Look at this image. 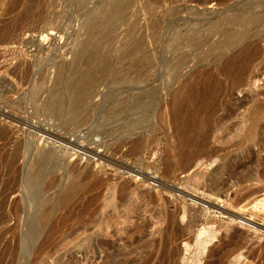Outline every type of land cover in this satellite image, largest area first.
<instances>
[{"label": "bare ground", "instance_id": "bare-ground-1", "mask_svg": "<svg viewBox=\"0 0 264 264\" xmlns=\"http://www.w3.org/2000/svg\"><path fill=\"white\" fill-rule=\"evenodd\" d=\"M176 1L178 0H142L147 7ZM196 1L203 2L195 0V3ZM231 1L233 0H208L209 3L215 2L220 7L228 5ZM244 2L242 7L238 6L240 2L237 3L236 6L240 9L237 8L234 13L229 14L226 11L227 15L224 12L223 18L209 17L210 20L204 18L205 24L198 23V31L206 35V38L203 36V44L208 45L205 56L209 58L208 61H212V67H207L202 72L192 68L183 74L182 65L185 62L178 61L180 64L176 66L174 63V67H171V80L174 81L170 82L175 88L171 86L168 89L167 100L158 101V89L147 85L148 75L144 74L148 67L145 61L149 59L144 50L147 41L143 35L135 38L133 25V29H128L129 35L124 32V35L130 37V40L126 39L129 42H126L127 46L123 47L121 53L127 64L116 70L114 82L135 74L134 80H127L136 86V93L114 100L106 107L107 116L111 119V134L107 131V135H111V168L130 177L129 181L111 186V199L108 200L111 208V264H235L231 259L238 262L241 257L247 259L249 264H264V199H261L264 197V160L258 157L260 152H264V93L257 99L249 95L252 92L249 88L247 91L243 90L249 80L256 78L254 64L260 59L264 49V0ZM130 3L131 0L111 2L112 28L116 29L123 22L125 24L124 13L132 4ZM15 7L10 6L6 13L13 14L17 9ZM145 10L147 11V8ZM22 15L24 13L16 17ZM156 20L150 23L152 31L149 32L154 41L159 40L160 36L156 30L159 26L157 21L160 20ZM169 21L173 22L172 19ZM194 23L190 24L192 28L196 26ZM166 27H169L168 23ZM172 30L171 33H174ZM114 31L113 29L111 33ZM178 31L180 32L181 28ZM183 34L182 37L186 39ZM175 35L174 37L178 34ZM180 37L176 40H182ZM214 37L218 38H215L217 41L210 43V39ZM159 38H162V35ZM171 39L168 41L171 42ZM97 41L96 37L94 43ZM178 42L176 47L179 50L183 46H178ZM160 43L161 41L159 46ZM201 43H198V46L196 44L198 50L200 46L204 47ZM186 44L190 43L184 42V45ZM146 48L149 47L146 45ZM187 49L193 51L195 47ZM79 52L69 64L58 66V77L41 108L42 113L56 118L64 128L85 125L91 116L93 82L90 79L84 82L72 79L75 73L81 71L79 63L83 54ZM200 52L203 53V50ZM183 54L185 53L182 52ZM174 58L176 60L177 57ZM203 59L205 58L202 57ZM186 60L188 61L187 58ZM102 71H108V66ZM108 82H111V78ZM165 82L164 88L167 86ZM236 92L242 94L241 100L231 99ZM115 136H126V140L114 144L112 141ZM102 143L99 146L103 145ZM158 145H163L166 157L160 158L153 153L152 161H145L144 155L147 152L152 153ZM26 147L29 158L24 166L23 191L32 209L44 210L37 219L39 224L50 225L46 240L50 239L56 230L55 226H52L54 224L49 222L52 210H76L86 194L101 190L109 178L99 177L98 173L95 174L89 168L80 170L74 165L68 167L62 161L59 149H38L31 144L23 146L24 149ZM122 147H126L123 153L119 152ZM117 153L119 158L114 159L112 156ZM93 155L98 156L96 161L104 159V156L95 155V152ZM202 167L211 169L200 171ZM60 171L62 173H59ZM47 174L51 176L48 181L45 179ZM67 174L70 181L66 184ZM53 188L56 189L54 194H47ZM236 221L252 225L249 226L252 233L239 231L232 224ZM257 222L261 225L255 224ZM182 244L183 250L180 248ZM191 248L192 252L189 254L192 256L185 259L183 251L187 252V249Z\"/></svg>", "mask_w": 264, "mask_h": 264}, {"label": "rangeland", "instance_id": "rangeland-1", "mask_svg": "<svg viewBox=\"0 0 264 264\" xmlns=\"http://www.w3.org/2000/svg\"><path fill=\"white\" fill-rule=\"evenodd\" d=\"M112 1L0 0V79L2 80H0V264H111V208L108 204V200L111 199V186L115 183L129 181L130 177L121 175L119 171H113L115 168H111V160L109 159V157L111 158V135H107L108 130L111 134V119L107 116L106 107L114 100L136 93V86L128 83L127 80L129 78L135 79V74L128 75V78H125L126 76L122 77L119 81L114 82L116 70L127 64V60L121 56V53L123 47L127 46L128 40H130V37L128 38L129 30L134 27L133 33L135 34L133 35H135V38H140L139 36L142 37L143 35V38L147 41L144 49L149 56V59L145 61L148 67L144 71L145 76L148 75L147 85L158 89V101L167 100L168 89L171 86L175 88L172 85L174 80H171L173 79V68L171 67L184 61L185 63L182 65L183 74H186L188 69L191 70L192 68L202 72L205 68L212 67V61H208L209 58L205 56L206 50L208 51V45L203 44L206 35L198 31L197 27L200 25L198 23L205 24L206 19L204 18L209 20V17H212L211 19L215 17L223 18L225 13L227 15V12L229 14L234 13L237 8L240 9L239 7L244 5V1L248 0H233L228 5L221 7L215 2L209 3L208 0H203L201 2L203 4L197 1L195 3V0H178L171 4L166 3L161 6L153 4L148 7L145 6L142 0H131L132 4L130 3L131 5L127 7L129 9L124 13L125 24L124 22L119 24L116 29L112 28L111 23ZM234 4L239 7H235ZM8 6H16L17 9L13 14H8V12L6 13ZM21 13H24V15L16 17ZM169 17L173 22L169 23ZM124 19L123 21H125ZM165 19H168L169 27H166ZM198 19L201 21H198ZM154 20L158 22L159 26L156 30L159 31L158 35H160L158 36L159 40L156 41L150 36L151 24ZM193 22L196 25L193 26V28L196 27L194 29L192 28ZM132 25L133 27H131ZM177 25L181 28L180 32L184 33L183 35L189 39L182 37V34L178 31L180 28ZM182 27H186V29ZM111 28L115 30L112 33ZM171 29L174 33H171ZM188 29H190V32H194L195 29L196 31L190 33ZM187 31L189 34H187ZM124 32L128 35H124ZM172 34L175 41L171 39ZM161 35L162 38H159ZM179 35L182 40H176L177 37H180ZM194 35L199 37H194ZM96 37L98 41L103 40L100 41L103 43L97 41L98 43L95 42L97 43L95 44ZM111 37H114V40ZM169 38L173 42L168 41ZM215 38L218 39L217 37L211 38L210 43L217 41ZM212 39L215 40L212 41ZM194 40L195 42L198 41L197 46L202 41L201 45L206 46V48L200 46V50H198L199 47L197 48ZM159 41H161L160 46ZM176 41L181 42H178V46H183V48L180 47L182 49L178 50ZM184 42L191 45H184ZM153 43L156 45H153ZM146 45L149 48H146ZM191 46L197 48L196 50L199 52L203 50V53L195 51L194 47ZM188 47L194 49V52L187 49ZM174 48H176L175 51ZM78 52L81 55L83 54V58L79 63L81 71L75 73L72 79L82 82L90 79L93 82V93L90 98L91 116L85 125L64 128L56 118L50 114L42 113L41 108L47 100L48 92L53 87L55 79L58 77V66L69 64ZM174 52L177 55L181 54L179 55L181 57L174 54ZM182 52L185 54L182 55ZM190 52L195 53L196 56ZM189 55L191 59L188 58ZM197 55H199V58ZM173 56L177 57L176 60L180 63H177ZM185 56H187L188 61ZM202 57L207 59L202 60ZM263 64L264 49H262L260 59L254 64V67L257 68V70L254 68V72H257L256 78L249 80L243 89L247 91L249 88L252 91L249 95L255 96L257 99L261 98L260 94L264 93ZM184 65L187 66L184 67ZM107 66L109 72L102 71ZM109 78H111V82H108ZM10 82H13V84ZM163 82L167 84L166 88H164ZM241 97L242 94L236 92L231 99L241 100ZM123 140H126V136H115L112 143L117 144ZM100 143L103 144L100 145L101 147L99 146ZM25 144H31L32 147L38 149L47 147L59 149L62 153V161L68 167L74 165L80 170L89 168L95 174L98 173L97 176L109 178V181L101 190L86 194L79 202L76 210H69V212L66 208L52 210L49 222L54 224L52 226H55L56 230L50 239H46L47 241L45 237L50 225L47 223L39 224L37 219L44 210L32 209L33 207L27 200L25 191H23L24 166L29 158L27 147L26 149L23 148ZM125 150L126 147H122L119 152L123 153ZM155 150L152 153L147 152L144 155V160L151 162L153 153L160 158L166 157L163 152V145H158ZM94 152L95 155L104 156V159L96 161L98 156H94ZM112 157L118 159L119 153ZM258 157L264 160V152H260ZM205 169L210 171L211 168L202 167L200 171ZM59 173H62V171ZM111 176H113V182H111ZM49 177H51L50 174H47L46 181ZM68 181H70V176L67 174L65 183L67 184ZM54 190L56 189L53 188L47 194H54ZM261 199H264V197ZM245 219L249 220L248 217H245ZM258 223L255 224L259 225L260 223ZM232 224L241 232L252 233V230L249 229L252 225H249V227L248 224L240 221ZM84 225L86 226L83 227ZM180 248L183 250V244L180 245ZM189 252H192V248L187 249V252L183 251L184 258L192 256ZM231 262L247 264L248 260L241 257L238 262L233 259H231ZM191 264L199 263L193 262Z\"/></svg>", "mask_w": 264, "mask_h": 264}]
</instances>
